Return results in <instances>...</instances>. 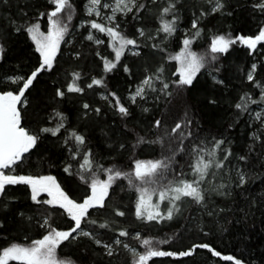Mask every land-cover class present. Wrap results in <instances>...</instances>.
I'll use <instances>...</instances> for the list:
<instances>
[{
    "label": "snow or ice",
    "instance_id": "obj_1",
    "mask_svg": "<svg viewBox=\"0 0 264 264\" xmlns=\"http://www.w3.org/2000/svg\"><path fill=\"white\" fill-rule=\"evenodd\" d=\"M250 6L264 17V0H252ZM34 11L35 15L27 19H24L26 8L20 9L18 18L7 17L12 33L23 32L31 42L33 59L30 66L17 64L11 74L0 73V213L3 214L0 264H85L82 257L88 253L87 246L79 254L70 251L84 239L94 248L102 249L99 255L113 259L123 255L122 264H154L155 257H190L198 249L207 250L223 264H254L250 258H240L243 253L234 255L215 245L210 239L209 222L215 224L216 232L223 233L226 229L221 216L231 212L236 225H244L242 231L246 232L247 220L257 208L264 216V186L258 194L248 192L249 187H255L253 180L264 185V77L256 78L258 70L264 67V58H257L256 51L264 42V20L253 29L238 32L231 25L227 31L206 29L203 25L212 14L221 17L233 14L229 0H201L193 4L189 27L183 29L182 35L178 29L184 17L178 0H45L43 7ZM78 31L90 42V47L95 46L96 66L88 74L78 66L64 69V83L57 86L54 81L51 85L53 103L70 93L82 94L87 88L95 91L124 121L132 116L134 107L140 108L141 113L154 114L162 99L167 106L193 86L202 70L214 83L224 85L220 78L222 65L217 62L236 45L246 46L253 58L246 72L240 69L244 80L251 82V88L239 92L233 104L235 118L223 130L204 129L186 105L181 117L171 123L164 111L140 126V130L129 129L125 122L123 129L134 134L131 143L106 137L113 154L97 159L99 154L91 146L87 133L67 127V114L58 107H50L35 129L24 124L35 81L54 70L64 44L75 47ZM177 35L180 46L169 51ZM202 35L204 47L197 50L193 42ZM8 37L7 30L0 29V61L4 59ZM145 48L160 59L150 62L145 58L137 75L123 57L143 56ZM82 54V50L70 52L74 58ZM168 62H174V70ZM121 66L135 81L128 84L124 97L107 80L108 74ZM83 80L87 83L83 84ZM208 103L215 105L217 100L209 97ZM82 109L85 118L104 110L88 100L83 101ZM245 116L247 119L241 127L247 143L237 152L236 141L229 136L235 131L237 121ZM62 130L65 131L60 143L67 155L61 164L63 172L68 174L66 181L75 176L82 182L79 187L83 191L77 195L58 178L53 165L43 167L44 156L37 157L40 168L25 170L26 157H31L40 141L47 134L57 137ZM141 147H147L150 152L141 153L138 151ZM126 151L130 155L124 156ZM253 153L261 161L259 172L249 167ZM121 180L126 182L120 191L127 193V204L112 200L113 186ZM12 186H23L35 217L24 208H12V202L20 199L10 194ZM236 197H242L243 206L237 208L232 204L222 208L216 202V198ZM193 206L199 215H191L192 227L204 239L176 249L168 245V241L175 240V233L164 240L120 224L129 211L137 221L163 224L182 216L186 207ZM7 211H13L29 224L35 218L36 231L32 238L25 236L21 240L9 234ZM65 220L66 223L62 222ZM261 226L264 228V220Z\"/></svg>",
    "mask_w": 264,
    "mask_h": 264
},
{
    "label": "trees",
    "instance_id": "obj_2",
    "mask_svg": "<svg viewBox=\"0 0 264 264\" xmlns=\"http://www.w3.org/2000/svg\"><path fill=\"white\" fill-rule=\"evenodd\" d=\"M82 2V0H81ZM158 2V0H157ZM201 0H178V7L182 9L181 15L184 19L180 22V28L178 29L179 35L183 34V29L189 27L191 14L193 11V4H199ZM45 3V0H8L5 4L4 0H0V29H6L9 33L8 40L6 42V51L4 59L0 61V73L11 74L19 64L21 67L31 65L30 44L26 34L21 32L19 34L12 33L11 26L8 24V18H18L20 9L26 8L27 19L28 16H34L36 9H41ZM252 0H229L230 9L233 11L231 16L221 17L219 14H212L203 25L207 28H215L221 31H227L228 26L231 25L234 31L249 30L256 27L258 23L264 20L257 11H255L250 5ZM239 5V7H237ZM131 19V17H129ZM78 22V20H77ZM179 35L174 36L172 42L169 45V51H175L179 48ZM205 37L202 35L200 39L193 42V47L197 50L204 47ZM82 50V56L80 58H74L70 56L71 51ZM95 46L90 47V42L84 39L83 34L79 31L75 38V47L72 45H63V54L57 65L54 66V70L50 75L45 73L41 75L37 81H35V87L32 88L29 98L31 100L30 105L26 109V118L24 124L31 126L35 129L40 117L50 107H58L59 110L65 112L68 118L67 127H76L80 131H84L88 135V139L91 142V146L98 152L99 156L110 157L113 153L109 151V145L106 142V137H111L113 140H118L123 143L127 141L129 144L134 137V134L124 130L123 124L126 122L129 129L136 127L140 130V126L145 125L147 121L154 118V115H159L161 111L167 112V119L171 123L174 119H179L184 112L185 106H188V111L191 115L199 119L204 129L208 127L223 128L227 127V124L235 118L233 110V104L238 98L239 92L246 88H251V82H247L243 78V74L240 69L243 68L246 72L247 67L252 62V57L248 55L246 46L236 45L230 49L227 53L223 54L217 64L222 65L220 78L225 81L224 85L214 83L207 75L206 71L202 70L198 73V79L195 80L194 85L190 86L182 96L177 97L168 102L167 106L162 99L156 106L154 114L141 113L140 108L134 107L132 109V116L124 121L119 114L111 111L106 103L96 95L95 91L91 89H85L84 93H70L65 98H57V101L53 103L52 95L53 88L52 83L55 81L57 86L64 83L65 75L64 69L71 68L73 66L80 67L85 74L90 73L96 66V58L94 57ZM110 51V50H108ZM258 52L257 58H264V42L256 50ZM145 58L150 62H158L160 57L158 55L150 54L147 48L144 49V55L140 57H132L130 54H126L123 57L124 62L129 63L134 73L139 75L138 68L142 69L143 61ZM169 67L174 70V62H168ZM264 77V67H261L257 72V79ZM109 85L117 90L119 94L124 97L127 91L128 84H134L135 81L125 74L122 70V66L118 68L114 73H110L107 76ZM83 84L87 81L83 80ZM258 94V90H257ZM215 97L217 103L215 105H209L208 98ZM84 100H88L93 106L96 104L101 105L104 109L98 115L90 113L87 118L83 116L82 103ZM149 103H151L149 101ZM247 117H241L237 121V127L235 131L229 136V139L236 141L235 151L241 152L243 145L247 143L246 133L242 131V125ZM115 122V123H114ZM54 123V121H53ZM251 129H249L250 131ZM64 131L62 130L57 134V137H52L51 134H47L39 144V147L32 152L31 157H26L25 170H36L40 168V161L38 156H44L46 163L43 167L48 168L49 165H53L52 170L57 174L58 178L67 184V186L73 189L72 194L77 195L83 191L79 185L82 183L78 180V177L73 176L71 181H66L65 177L68 175L63 172L61 161H64L67 155V150L60 143V139L63 138ZM118 148V145H117ZM141 153L150 152L147 147H141L138 149ZM259 149H257V152ZM130 155V152H125L124 156ZM183 159V157H178ZM101 163L104 161L101 160ZM112 162V161H109ZM261 161L257 153H253V158L250 161L249 167L253 171L259 172L261 170ZM126 182L121 180L119 183L113 186L112 200L118 203L127 204L129 197L127 193H121V187ZM252 184L255 187H249L248 192L258 194L260 188L264 185L258 180H253ZM10 194H15L20 197L19 200L12 202L13 209L24 208L26 212L32 214L35 217V209H32V202L25 196V190L23 186H12L10 188ZM112 200L109 203H112ZM216 202L220 204L222 208H227L232 204H235L237 208L243 206L245 201L242 197H236L232 200L227 198H216ZM31 210V211H29ZM199 215L198 210L193 206L192 208H185L182 216L176 218L173 221H167L163 224L158 223H146L137 221L132 215L131 211L125 218L120 219L121 226L127 225L132 229L143 230L145 235H152L159 237L160 239L167 240L168 236L172 233L176 234L175 240L168 241V245L172 248H179L183 244H188L190 241L194 242L197 239H204L197 231L192 227L191 215ZM96 215V213H93ZM232 213L228 212L221 216V220L224 222L225 231L223 233L215 231V224L209 222V227L212 229L210 239L220 249L232 252L234 255L243 253L240 258H250L254 264H264V228L261 226V221L264 220L259 208L256 209L254 216H250L247 220L249 230L243 232L244 225H236L235 220L232 219ZM7 225L6 229L9 234L14 238H20L23 240L25 236L32 238V234L36 231L35 218L32 223L29 224L26 219H20L14 215L13 211H7ZM3 218V214L0 213V219ZM205 219H208L205 216ZM66 223L67 221H62ZM187 224V227L185 225ZM88 247L87 255H84L82 259L85 264H122L123 255L116 258H109L107 256L99 255L98 253L102 249L94 248L92 244L84 239L78 247L70 249L79 254V250L84 247ZM164 247V245H161ZM64 254V253H62ZM154 264H223V262L212 256L207 250L198 249L195 254L190 257H155L152 258ZM234 264V262H230Z\"/></svg>",
    "mask_w": 264,
    "mask_h": 264
}]
</instances>
